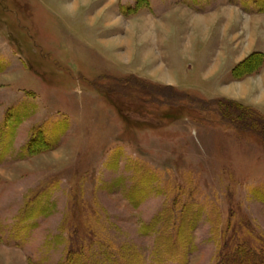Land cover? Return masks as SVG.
I'll return each mask as SVG.
<instances>
[{"label":"rangeland","instance_id":"374dc122","mask_svg":"<svg viewBox=\"0 0 264 264\" xmlns=\"http://www.w3.org/2000/svg\"><path fill=\"white\" fill-rule=\"evenodd\" d=\"M263 11L0 0V264H218L238 216L264 243ZM166 208L199 212L173 255Z\"/></svg>","mask_w":264,"mask_h":264},{"label":"trees","instance_id":"16d2710c","mask_svg":"<svg viewBox=\"0 0 264 264\" xmlns=\"http://www.w3.org/2000/svg\"><path fill=\"white\" fill-rule=\"evenodd\" d=\"M250 1L252 5L256 7L258 12H261L264 9V0H250ZM255 55L259 56V54H255ZM146 87L148 88L147 89L148 91H142L139 93L147 97H151V94L156 95L154 93H159V91H164L168 89V87H159L154 84H147ZM211 102H201L200 100H198L197 102L198 103L197 107H199L198 110L203 111L204 107L210 105ZM212 103L216 104V106L223 105L224 110L226 111H230L229 109H231L233 106L236 108H240V105H237L232 101H227L223 99H217ZM245 111H252V110L248 108ZM242 118H244L243 123H241L242 125L244 124L246 126H253L255 128V126H259L262 124V122H260L261 119L252 116L250 113L244 112V117ZM39 141L40 140L36 142H30L27 146L26 151L34 147V151L36 153V151H39L38 149L40 148L39 147L38 149H35L36 146H41L43 149L49 147L47 145L48 142H41L40 145ZM147 175H148L147 172L141 174L140 176V178L142 179L141 183L146 184L148 182ZM142 199L143 198H141V200ZM174 203H177V201H175ZM133 204L137 206L139 204V200L133 202ZM195 213L196 214L194 215H192L193 213L190 215L189 213H187V211L182 210L179 218L177 219L176 215L174 213L172 214V211L170 209L166 208L163 210V213L160 215L159 220H156L155 222L157 223L159 221H162L163 227L166 226L168 227V229L165 228L166 231L165 232L163 231V233L161 234L162 238L165 237L164 235H166L167 238L166 241L168 240L164 250L165 254L173 255L180 248V243L184 242L185 238L190 236V232L192 231L196 221V218H194V216H197L199 212L197 211ZM247 225L248 224L245 222V220L239 216L234 224H231L230 220L227 222L226 227L224 228L223 231H221L225 233L224 234L225 239L223 240L224 245L218 260V264H264V243L260 239H258L260 237L257 236L253 232V230H248L247 232L248 234H252V237L254 234L256 236L255 239L257 238V242L254 241V243L253 242L250 243L248 241V238L247 239L243 238L242 234L238 235L239 230L240 232H243V229H245ZM231 226H233V228L231 229L233 232L230 230ZM231 237L234 238L236 242L234 240V242L232 243L230 242L229 245V239H231ZM185 243L187 242L185 241ZM80 253L81 251L78 249H72V248L68 249V258L66 260L67 262L66 264H71L72 262H73L72 264H75L76 262H78V260H80V258L81 261H83L82 260L83 254L80 255ZM248 253H250L249 254L250 256H248ZM132 258L133 260L136 259L135 256H133Z\"/></svg>","mask_w":264,"mask_h":264}]
</instances>
